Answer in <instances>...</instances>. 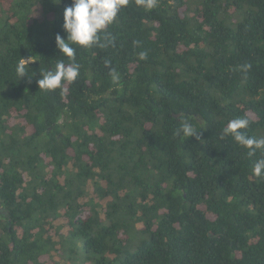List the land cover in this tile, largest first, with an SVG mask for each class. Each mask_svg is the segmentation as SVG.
Segmentation results:
<instances>
[{
	"label": "trees",
	"instance_id": "1",
	"mask_svg": "<svg viewBox=\"0 0 264 264\" xmlns=\"http://www.w3.org/2000/svg\"><path fill=\"white\" fill-rule=\"evenodd\" d=\"M71 2L0 0V264H264V0H129L40 90Z\"/></svg>",
	"mask_w": 264,
	"mask_h": 264
},
{
	"label": "clouds",
	"instance_id": "2",
	"mask_svg": "<svg viewBox=\"0 0 264 264\" xmlns=\"http://www.w3.org/2000/svg\"><path fill=\"white\" fill-rule=\"evenodd\" d=\"M158 0H136L138 6H142L147 10L156 7ZM129 0H72L71 4L64 9L63 13V29L67 33V37H62L59 33L55 35L56 47L60 53L71 60V63L65 64L63 60H57L54 67L46 68L39 72L40 79L37 80L40 90H56L61 89L67 93V88L63 86V82L68 84L74 83L80 73V64L76 62V49L73 45L90 47L100 41V33L103 32L108 25L112 24L118 15L119 10L127 6ZM108 39V37H106ZM101 47L105 45L101 44ZM139 59L147 58L146 52L138 54ZM34 60L29 56L21 58L16 65L17 76L23 77L27 74L26 66ZM249 68L250 65H245ZM113 82H118L120 77L111 71ZM250 120L247 117H237L228 121L227 126L222 129L221 139L225 136H231L237 144L248 150L249 157L254 156L257 151L264 153V136H253L247 134L242 129H248ZM197 129L187 120H184L178 133H182L184 137H192L197 134ZM254 176L260 178L264 176V155L255 160L252 166Z\"/></svg>",
	"mask_w": 264,
	"mask_h": 264
},
{
	"label": "rangeland",
	"instance_id": "3",
	"mask_svg": "<svg viewBox=\"0 0 264 264\" xmlns=\"http://www.w3.org/2000/svg\"><path fill=\"white\" fill-rule=\"evenodd\" d=\"M1 210V209H0Z\"/></svg>",
	"mask_w": 264,
	"mask_h": 264
}]
</instances>
